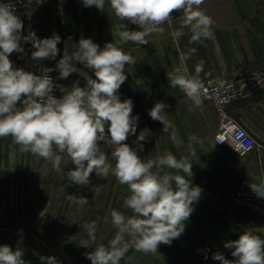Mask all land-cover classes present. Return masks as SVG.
<instances>
[{
    "label": "crops",
    "instance_id": "crops-1",
    "mask_svg": "<svg viewBox=\"0 0 264 264\" xmlns=\"http://www.w3.org/2000/svg\"><path fill=\"white\" fill-rule=\"evenodd\" d=\"M201 8L215 23L212 37L200 44L189 43L190 29L176 37L175 32L183 21V13L177 12L176 22L163 25V34L147 37L149 44L129 42L123 45L136 63L125 66L127 79L119 95L121 101H133L132 115L139 117L137 133L129 136L127 143L137 147L134 141L139 132L149 129L150 135L141 142L143 151H138L140 157L154 159L167 152L177 158L188 156L193 172L189 179L202 189V193L193 205L194 212L185 222L184 233L171 245L160 244L158 252L150 253L147 260H143L142 252L133 249L120 264H220L212 259L216 252L226 259H235L231 250L224 247L226 241L238 239L248 228L264 237V220L233 204L242 177L256 181L264 179V85L229 105L230 115L255 140L254 149L240 156L228 144H218L214 140L219 116L212 102L202 97V105L190 110L192 102L179 88H172L167 79V72L181 66L194 74L200 61L204 62L200 74L202 81L209 78L239 80L259 68L264 69V0H204ZM16 12L23 21L22 35L32 30L41 39L51 37L53 32L61 37L55 60H33L31 52L34 49L30 43L23 42L24 53L10 55L13 64H20L24 70L34 73L52 68L50 73L58 74L55 66L63 56L64 42L69 37L72 38L70 45H77L81 38H90L103 48L105 43L114 41L112 32L121 23L129 30H139L137 25L120 21L108 0L103 11L85 7L82 0H42L40 5L29 0L25 8ZM114 42L119 44L118 39ZM193 48L196 51L191 54ZM75 66L81 69L83 76L71 74L63 80L65 87L70 88L74 81H79L83 87L86 84L84 76L95 78L92 70L79 63ZM158 101L169 106L166 124L148 115ZM192 135L202 142L193 144L195 156H191L189 150ZM71 168L74 165H62L58 172L43 158L20 153L11 137L0 138V227L4 230L1 233L4 239L12 236L3 245L15 250L17 243L24 240L25 251L39 250L37 242L45 241V235L58 234L69 238L67 244L54 246L60 264H91L85 253L101 243L107 246L110 236L115 235L113 226L101 227L96 233L95 244L89 240L87 248L83 246L88 238L82 225L92 222L89 220H103L106 215L111 219L112 209L132 215L131 210L123 207L124 199L130 194L128 188L111 174L100 178L95 173L91 174L89 185L69 186L65 172ZM69 195L85 196L89 203L81 206L69 200Z\"/></svg>",
    "mask_w": 264,
    "mask_h": 264
},
{
    "label": "clouds",
    "instance_id": "clouds-1",
    "mask_svg": "<svg viewBox=\"0 0 264 264\" xmlns=\"http://www.w3.org/2000/svg\"><path fill=\"white\" fill-rule=\"evenodd\" d=\"M8 0L0 3V138L11 137L20 153L43 158L61 171L69 163L74 168L65 172L69 186H87L91 174L107 178L115 176L117 182L126 185L129 195L123 207L131 210L126 215L116 209L110 211L111 224L116 230L114 237L93 251L85 253L91 264H120L130 249L144 254H155L160 244L171 245L185 231V222L194 212L193 205L201 197L202 189L191 182L192 162L188 156L177 158L171 152L154 159L143 160L138 151H143L150 130L142 129L131 147L126 142L136 135L138 116H133V101H121L119 89L126 81V68L136 63L126 52L124 44L129 42L147 45V37L163 34L164 24L170 23L174 12L183 13V21L175 35H184L190 29V44H200L213 35L215 21L202 8L204 0H108L110 8L120 21L137 25L139 30H129L121 23L112 32L114 41L101 48L90 38H81L77 45H70L71 37L65 41L63 56L55 70L59 80L73 73L83 76L79 63L94 72L95 78L84 76L86 84L81 87L74 81L70 88L55 84L49 75L54 69L45 68L42 75L23 68L14 67L10 55L24 53L23 43H30L35 61L55 60L59 54L57 45L61 37L53 32L49 38H39L32 30L22 35L24 25L17 15L15 3ZM85 7L103 11L106 0H82ZM71 47V51H69ZM195 48L190 49L194 54ZM184 59V58H182ZM204 62L190 73L186 66L167 72L172 88H179L192 102L195 110L202 105L204 84L200 78ZM58 89L62 95H53ZM169 107L158 101L148 115L154 121L167 123ZM190 155L195 156L194 143H202L195 135L189 137ZM110 150V155L102 150ZM67 157V159H65ZM114 163V166H113ZM167 169V170H166ZM183 173V175L179 174ZM252 191L264 198V183L250 184ZM68 199L81 206L89 203L85 196L69 195ZM109 216L104 217L108 223ZM97 223L82 225L88 240L95 244ZM23 230H20L22 234ZM224 247L231 250L234 260L216 252L212 259L220 264H264V237L252 228L245 230L238 239L229 240ZM24 250L17 243L15 250L7 244L0 245V264H30L23 259ZM207 259V255L204 257ZM41 264H60L55 256H39Z\"/></svg>",
    "mask_w": 264,
    "mask_h": 264
},
{
    "label": "built area",
    "instance_id": "built-area-1",
    "mask_svg": "<svg viewBox=\"0 0 264 264\" xmlns=\"http://www.w3.org/2000/svg\"><path fill=\"white\" fill-rule=\"evenodd\" d=\"M7 2L8 0H0V3ZM33 2L35 5H40L42 0H33ZM28 3L29 0H18V2L15 3L16 11L25 8ZM173 18L174 19L170 23L166 24L172 25L177 20V12L173 13ZM14 67L23 68L20 64H14ZM36 74L42 75L43 73ZM49 75L53 78L55 84L64 86L63 80L57 79L58 74L49 73ZM203 84V98L209 99L212 102L219 116V124L214 132V140L218 144H228L232 150L240 156L247 155L254 149L255 140L253 136L230 115L229 105L231 102L241 97L252 94L255 90L264 85V69L259 68L248 73L239 80L228 79L220 81L216 78H209L203 80ZM61 94L62 93H60L58 89H54L53 95L57 98H59ZM101 147L104 148L103 143H101ZM261 183H264V179L256 181L242 177L236 187L233 204L258 215L264 220V198H259L250 187V184Z\"/></svg>",
    "mask_w": 264,
    "mask_h": 264
},
{
    "label": "rangeland",
    "instance_id": "rangeland-1",
    "mask_svg": "<svg viewBox=\"0 0 264 264\" xmlns=\"http://www.w3.org/2000/svg\"><path fill=\"white\" fill-rule=\"evenodd\" d=\"M102 150H105L107 152H109V155H110V151L109 150H106V149H102ZM65 159H67V157H65ZM71 163H69L66 167H69ZM59 220H56V223L55 224H58ZM68 221V220H67ZM75 221V220H74ZM83 220H79V222H81ZM89 221H95L97 223V231H100L99 229H101V227H106L108 228L107 226H112L111 224V219H109L108 223H104V219L103 220H89ZM102 223H104L105 225H101ZM4 232V230H1V227H0V245H3L4 241H7V240H10L12 239V236H9V238H6L4 239L1 235V233ZM103 232V231H102ZM101 232V233H102ZM46 236V240L45 241H38L37 243L39 244V250L38 249H35V250H27L25 251L24 249V245L26 244V241H22V243H20V247L24 250V256H23V259H25V261H28L30 262V264H41L40 260H39V256L40 255H43V256H55V249H54V246L55 245H63V244H67L68 241H69V238L66 239L65 237L63 236H60L58 234L56 235H45ZM68 237V236H67ZM87 237V236H86ZM114 236H110V240L113 238ZM88 238V237H87ZM34 242V240H32ZM31 241V242H32ZM68 246V245H66ZM69 248V246H68ZM45 251V252H42ZM66 250V249H65ZM67 251V250H66ZM131 251V253L133 252V249H130L129 252ZM68 253V252H67ZM143 254V260H147L150 258V253L149 254Z\"/></svg>",
    "mask_w": 264,
    "mask_h": 264
}]
</instances>
